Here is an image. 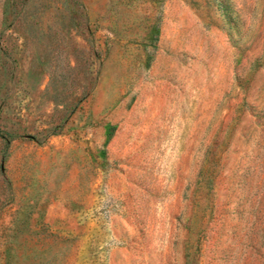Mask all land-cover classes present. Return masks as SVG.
Instances as JSON below:
<instances>
[{"label": "rangeland", "instance_id": "374dc122", "mask_svg": "<svg viewBox=\"0 0 264 264\" xmlns=\"http://www.w3.org/2000/svg\"><path fill=\"white\" fill-rule=\"evenodd\" d=\"M0 264H264V0H0Z\"/></svg>", "mask_w": 264, "mask_h": 264}]
</instances>
